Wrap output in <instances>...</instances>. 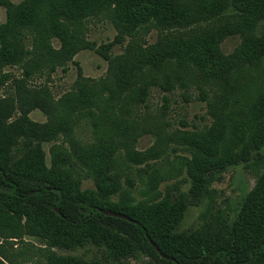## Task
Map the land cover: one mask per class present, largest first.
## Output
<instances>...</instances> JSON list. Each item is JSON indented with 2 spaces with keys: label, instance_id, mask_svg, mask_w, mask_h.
<instances>
[{
  "label": "rangeland",
  "instance_id": "rangeland-1",
  "mask_svg": "<svg viewBox=\"0 0 264 264\" xmlns=\"http://www.w3.org/2000/svg\"><path fill=\"white\" fill-rule=\"evenodd\" d=\"M167 1L174 8V17L167 23L129 27L108 3L90 11L85 0H0V27L9 19L19 17L23 7L31 6L44 12L47 8L53 10L57 33L75 34V38L69 37L66 41L55 34L50 37L53 48L65 57L63 65L53 69L46 58H38L37 62L38 55L29 56L37 66L28 77L29 86L47 90L51 102L60 110L72 107L77 96L87 97L83 94L93 85H97L94 86L97 91H103L102 88L114 91V94L103 91L107 110L93 107L94 116H88L87 105L91 103L85 100L87 105L79 102L80 109H72L76 112L65 116L67 133L43 143L49 167L54 143L71 144L79 152L73 160L75 166L82 168V171L74 170L78 172L76 178L80 174L81 190L97 189L98 175L92 168L91 154L98 153L99 164L108 166L117 188L114 200L121 199L119 196L128 190L136 201L149 199L145 193V170L163 172L170 168L177 176L160 183L163 194L159 199L173 196L186 203L179 231L186 236L200 232L230 237L234 222L263 173L264 164L258 160L264 155V145L259 151L253 150L248 161L225 166L216 162L208 174L215 177L203 189L192 187V178L185 167L176 170L173 162L164 160L175 159L176 155L192 156L194 149L189 144L192 136L195 139L208 134L218 136L222 130L232 136L235 125L250 123L252 117L262 113L264 17L259 19L247 4L248 11H242V3L236 0ZM23 61L6 66L4 73L11 77L0 83V96L14 94L12 79L24 73ZM155 76L161 84L171 80L173 87L165 90L159 83L151 84L149 108L127 104L130 95ZM165 104L168 105L166 115L162 109ZM126 105L128 110L124 109ZM43 110L37 107L29 116L36 122L46 123L52 114ZM110 123L118 132L107 134ZM104 129H108L106 135L102 132ZM151 147H157L160 155L140 164L128 152ZM254 210L264 222V204ZM4 234L9 235L0 228V252L14 262L50 264L46 263L49 251L40 236L27 231L14 238ZM54 250L58 256L71 258L74 264L154 261L140 251L115 262L108 259L104 249L93 245Z\"/></svg>",
  "mask_w": 264,
  "mask_h": 264
},
{
  "label": "trees",
  "instance_id": "trees-1",
  "mask_svg": "<svg viewBox=\"0 0 264 264\" xmlns=\"http://www.w3.org/2000/svg\"><path fill=\"white\" fill-rule=\"evenodd\" d=\"M85 1L90 11L108 3L129 27L151 22L167 23L174 17V8L167 0ZM236 2L242 3V11L247 12L251 6L253 14H257L259 19L264 17V0ZM54 16L50 8L44 12L36 7H23L19 17L9 19L0 27V83L11 77L9 73H4L6 66L20 63L25 58L21 63L24 73L12 79L14 94L0 96V228L9 233L4 235L14 238L27 231L40 236L49 251L46 263L50 264H74L71 258L58 256L54 248L76 249L87 245L104 249L108 259L115 262L141 251L154 259L148 264H264V222L254 210L264 204V169L234 222L231 236L226 237L200 232L186 236L179 231L186 203L182 198L173 199V196L159 199L163 194L159 189L160 183L177 176L170 172V168L163 172L161 169L145 170V193L149 199L136 201L128 190L119 196L121 199L114 200L117 188L112 183L108 166L104 168L99 164L98 153L91 154L92 168L98 175L97 189L81 190L80 174L76 178L78 172L74 170L82 171V168L75 166L73 160L79 152L71 144L54 143L52 164L48 166L42 150L43 143L67 133L65 116L76 112L72 109H80L79 102L87 105L85 100L91 103L87 105V115L94 116L93 107L107 110L103 91L114 94L112 89L97 91L94 88L97 85H93L92 89L84 92L87 97L77 96L72 107L60 110L51 102L47 90L29 86L28 77L37 68L34 58L29 56L38 55L37 62L38 58H46L54 69L66 62L59 50L51 45L50 37L55 34L62 41L75 38L73 32L70 36L57 33ZM165 82L161 84L159 78L152 77L135 90L136 95H130L127 104L135 108L140 105L149 108L150 85L160 84V88L170 90L172 81ZM83 89L81 87V92ZM166 104L162 108L164 115L168 109ZM37 107L52 114L48 122H36L29 116L30 111ZM124 109L128 110V106ZM260 110L262 113L252 117L250 123L235 125L232 136L227 130H222L218 136L208 134L199 139L192 136L193 141L189 140L190 147L194 149L192 156L176 155L175 159L165 157L164 161L173 162L172 167L176 170L185 167L194 189L206 188L215 177V174H208L215 168L216 162L225 166L227 163L248 161L253 150L259 151L264 145V106ZM100 118L104 120L102 115ZM183 123L187 126L186 122ZM110 125L109 130L102 131L105 135L106 130L109 131L107 134L118 132L115 125ZM128 152L139 164L160 155L157 147ZM258 161L264 164V155ZM223 166L220 164V167ZM102 209L127 218L106 215ZM0 255V264H18L3 252Z\"/></svg>",
  "mask_w": 264,
  "mask_h": 264
},
{
  "label": "water",
  "instance_id": "water-1",
  "mask_svg": "<svg viewBox=\"0 0 264 264\" xmlns=\"http://www.w3.org/2000/svg\"><path fill=\"white\" fill-rule=\"evenodd\" d=\"M57 211L60 212L59 209H57ZM101 211H102L104 214H106V215L115 216V217L127 218L125 215H122V214H120V213H116V212H114V211L105 210V209H102ZM150 242H151V244H152L153 246H155V244L153 243L152 240H151Z\"/></svg>",
  "mask_w": 264,
  "mask_h": 264
}]
</instances>
